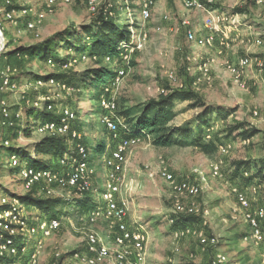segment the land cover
Listing matches in <instances>:
<instances>
[{
	"label": "rangeland",
	"instance_id": "obj_1",
	"mask_svg": "<svg viewBox=\"0 0 264 264\" xmlns=\"http://www.w3.org/2000/svg\"><path fill=\"white\" fill-rule=\"evenodd\" d=\"M5 2L6 0H0V7H4ZM45 2L46 0H23L14 7L19 9L25 6L31 9L29 13L33 18L44 13ZM213 7H219V10L228 16L234 13L240 14L238 16L240 23L237 24L239 36L236 37L237 32L232 31L231 38L235 40H231L229 46L216 43L213 46L199 47L188 42L186 36L189 29L199 36H206L209 33L203 27L207 13L187 9L183 0L182 4L178 3L176 9H170L163 0L159 4L156 0L153 16L145 23L141 15V0H101L99 12L106 14L113 12L117 21L122 23L134 21L131 33L134 29L136 36L143 42L141 48L129 53L127 76L115 89L119 111L127 107L139 106L149 98L158 97L163 89L169 91L190 86L207 104L219 105L231 111L224 120L217 119L214 113L208 116L212 120L210 127L213 129L212 137L207 140L213 139L217 145V148L209 154L195 146L177 144L166 147L155 146L150 137H144L143 143L128 151L126 169L120 174L121 190L116 199L127 202L128 215L142 222L149 237L156 238L153 241L156 249L158 246L163 249L161 258H155L154 253L151 259L147 255L148 264H209L217 253L226 255L227 261L224 264H256L252 260L257 257V249L264 247V245H256L253 238L246 239L251 227L245 218L247 212H254L264 206V178L256 177L247 183L245 178L236 174L234 165L239 160L256 163L264 159V69L254 68L247 71L241 82H237L228 70L231 63H236L246 55L258 56L264 62V7H257L251 3L248 6L249 11L241 12L238 9H245L247 4L245 1L238 3L236 0H216ZM8 9L10 10L11 7ZM164 13H169L172 18L168 23L163 19ZM179 13H184V16L190 19L189 26L184 27L180 24V29H177L179 25L175 26V24L179 22ZM96 16L97 14H91L80 0L58 3L52 13L44 15L37 37L35 33L26 29L25 18H18L19 14H15V20L0 15L6 43V49L0 58V69L7 60H11L8 53L14 48L39 43L66 27H76L80 30L83 26L92 23ZM158 27L162 29L158 30ZM255 37L262 38L263 43L260 46L249 43V40ZM71 54H74V51L66 47L59 51L63 59L72 57ZM120 60L115 58L111 65L105 62L103 64L109 65L114 70V63H120ZM12 61L15 62L14 59ZM94 62L87 60L73 63L68 67H52L44 61L25 58L19 66L17 64L15 67L12 64L11 66L17 70L13 78L24 81L22 83L24 85L25 81H32L38 76L51 73L65 74L68 80L76 81ZM171 72L177 75V81L169 78ZM74 87L76 90L72 92L50 85H45L37 91L33 90V87L22 88L26 89L30 96L50 97L57 107L71 106L80 102L78 114L84 124L81 139L93 146L89 157L90 167L93 169L90 178L92 188L96 189L95 200H100L108 182L105 159L114 148L116 141L101 121L104 114L102 96L99 98L94 90L85 92ZM4 96L12 110L24 106L19 93L8 92ZM31 109V107L23 108L25 121ZM173 109L176 117L170 125L176 127L186 125L191 130L196 129L201 108L192 107L189 101H176ZM91 121L95 123L93 127H90ZM237 123H243L244 127L230 133L229 127ZM246 130H256V134L246 137L243 134ZM1 131L0 194L3 196H11V193L24 194L27 190L19 179L17 168L11 165V156L14 152L11 147L4 144V139L11 137L12 132L9 128H3ZM41 136L36 127H31L29 135L19 134L10 140L13 145L22 147L32 145ZM101 141H105L107 153L101 160L96 161L98 145ZM225 143L231 144V148L228 154L223 155L219 151V145ZM76 144L71 137L69 149L74 151ZM31 154L34 155V151ZM19 159L26 162L28 157L19 156ZM218 161H222L221 177H215L212 173V164ZM161 162L177 178L188 179L201 186L200 193L196 197L184 200L187 204L196 205L198 210L195 216L199 220L191 226V232L181 238L174 237L169 221L174 214L173 189L163 176L149 175L148 167ZM135 170L139 176H136ZM255 171L256 167L253 164L249 172L252 175ZM253 185L257 187L256 192L251 190ZM235 188L248 194L251 202L249 210L239 208L234 193ZM57 195L70 200L79 193L75 189H67L57 190ZM103 199L104 204L96 211H102L106 206V200L104 197ZM20 207L23 216L39 228V218L46 215H42L33 206L24 204ZM70 211L60 215V228L49 236L36 234L31 239L28 238L23 254V257L27 256L25 261L37 251V264H81L78 255L87 252L86 236L90 230H95L105 241L111 242L109 223L102 216H99L95 223L90 224L82 215L72 214V209ZM201 233L209 237H217L219 239L217 246H203L199 236ZM159 234L162 236L156 237ZM39 240H42L41 247H38ZM244 248L253 251L252 257L247 261L239 260L241 252L238 251ZM168 256L173 260L169 261ZM24 260L21 259L20 263Z\"/></svg>",
	"mask_w": 264,
	"mask_h": 264
},
{
	"label": "built area",
	"instance_id": "obj_2",
	"mask_svg": "<svg viewBox=\"0 0 264 264\" xmlns=\"http://www.w3.org/2000/svg\"><path fill=\"white\" fill-rule=\"evenodd\" d=\"M23 0H6L5 6L0 7V15L6 16L9 20H15V14H19L18 18H25V27L27 30L35 33L39 37L38 28L43 22L45 14L52 13L58 3H71L72 0H46L44 13L37 17L31 18V12L27 7L22 6L16 9L19 2ZM86 3L88 11L95 15L99 12L101 0H83ZM242 3L245 0H236ZM216 0H183L184 6L189 10H199L207 13L204 20L203 27L209 31L206 36H198L195 31L189 29L187 31V40L195 46H213L217 42L220 45L229 46V42L234 41L230 34L222 32V25L230 27V32L236 31V37L239 36L237 31V24L240 23L239 13H234L228 16L225 12L220 11L219 7H213ZM142 9L141 15L143 23L149 21L154 13L156 7V0H141ZM254 5L257 7H264V0H254ZM11 9L9 10L8 8ZM131 16V13H128ZM110 17L115 16V13L107 14ZM27 17V18H26ZM29 17V18H28ZM134 23V21L132 22ZM184 27L189 26L187 20L182 21ZM161 30V27L157 28ZM180 29V26L177 27ZM176 29V30H177ZM251 45L260 46L263 41L261 37H255L249 40ZM142 39L136 36L135 30L131 33L129 42H123L120 45V63H114L116 72L115 78L110 86L106 88L102 95V108L104 114L101 118L103 125L113 136L115 146L110 152V155L105 159V166L108 172V182L103 197L106 200V206L102 211H96L89 214H84L82 217L90 224L97 221L99 216H102L108 221L111 229V242H107L95 230H90L86 236V253L78 255V261L81 264H148L147 261V243L149 236L147 231L142 226H134L128 219V204L126 201H118L116 196L121 190L120 174L126 169L128 161V151L135 146L144 142L142 136H128V127L125 124L124 118L119 114L118 103L116 100L115 89L118 88L122 80L127 76L128 55L130 52L142 47ZM6 49L5 35L0 23V58L2 52ZM68 58L67 61H57L53 58L46 63L52 67H68L73 63L79 61H99L101 57L98 55L82 54L79 57ZM115 58L105 56L103 62L110 64ZM264 69V62L258 56L246 55L241 57L236 63H231L228 66L230 74L237 82H241L245 73L252 69ZM207 69H205V72ZM17 72L11 65H6L0 69V138L2 137L1 129L9 128L14 125L15 120L24 119L23 108L31 107L32 109H40L55 112L58 115L57 120L46 121L40 123L36 130L38 133L44 135H70L72 139L80 140L82 135L76 130H71L73 120L76 119V111L68 105H61L60 107L45 96H30L28 91L22 87H33L37 91L45 85L60 87L67 92L75 91L76 88L66 82L56 80L55 78L43 79L34 78L32 81H18L13 78ZM169 78L172 81H177V75L173 72L169 73ZM170 91V90H169ZM169 91L162 90L160 94H165ZM8 92L19 93L21 102L24 106L12 110L8 104L5 94ZM257 114V112H255ZM223 122V121H222ZM213 127L207 130L206 138H211ZM4 144L11 147L13 144L10 139H4ZM231 144L225 143L219 145V151L226 155L230 151ZM35 155V154H34ZM33 155V156H34ZM90 154L87 148L82 143H77L74 151H69L60 161L62 170L51 167L38 168L28 165L19 159V154L14 152L11 156V165L18 170V176L23 183L26 190L38 187L46 196H58L57 190L75 189L79 194L92 190L91 175L93 169L90 167L88 161ZM221 164L218 161L212 164V173L215 177H221ZM150 176L159 174L163 176L169 183L174 192V214L173 215H195L197 207L194 203H186L187 198L196 197L201 190V186L188 179H179L171 172L163 163L150 165ZM197 171V170H196ZM244 176H249V172H244ZM1 189V187H0ZM96 190V189H94ZM253 192L257 191V187H251ZM235 196L240 205V209L249 210L251 202L248 194L240 189H234ZM17 202V203H16ZM9 205L8 208H1L0 210V259L3 257H18L20 259L14 261L12 264L20 263L24 251L26 249V241L37 235L44 237L49 236L53 231L61 226V219L56 217L49 219L46 216L40 219L39 228L35 227L22 214L24 205L14 196H3L0 194V207ZM246 221L251 227L252 238L256 245H264V228L262 222L264 220V206L258 208L254 212H247L245 214ZM171 223L174 222L173 216L169 219ZM191 232V225L181 227L174 230V237L181 238ZM200 242L203 246H217L219 239L217 237H209L200 234ZM42 240H39L38 247H41ZM112 244V245H111ZM227 257L223 253H217L209 264H224ZM26 264H37V251L30 255ZM258 264H264V255Z\"/></svg>",
	"mask_w": 264,
	"mask_h": 264
},
{
	"label": "trees",
	"instance_id": "obj_3",
	"mask_svg": "<svg viewBox=\"0 0 264 264\" xmlns=\"http://www.w3.org/2000/svg\"><path fill=\"white\" fill-rule=\"evenodd\" d=\"M80 1L86 6L83 0ZM245 2L247 7L245 9H238L241 12L249 11L248 6L251 3L254 4V0H245ZM133 26L134 23H122L117 21L114 16L110 17L104 12H99L92 23L83 26L80 30L76 27H66L39 43L14 48L8 53L11 60L6 59V64L3 67L8 64H12L14 67L16 64L19 66L25 58L39 62H47L51 58L57 61H66L67 59H63L59 55L60 49L65 47L68 50L74 51L75 57H79L82 54L98 55L101 59L95 61L90 67L85 69L76 81L68 80L66 75L61 73H51L36 78H55L56 80L76 86L77 89L80 88V90H84L85 92L94 90L96 92L95 94L99 95L100 98L105 93L106 88L112 84L116 75V72L109 65L103 64V58L105 56H111L120 59V45L123 42L130 41L131 27ZM13 59L15 62L12 61ZM103 78H105L104 81ZM79 100L81 101L82 98ZM176 101H189L192 107L202 109L200 112V120L195 130L189 129L186 125L180 127L170 125L171 121L176 117L173 109V104ZM79 103L71 105L77 114L76 119L72 122L71 130H76L81 133L84 124L80 121V114H78ZM213 113L217 115V119L224 120L228 118L231 111L219 105L207 104L202 96L191 86L185 89H170L165 94L147 99L139 106L127 107L119 111V114L124 118L125 124L128 127V136L150 137L155 146L166 147L175 144L195 146L206 154H209V152L217 148L213 139L207 140L206 138L207 130L212 122L208 116ZM57 119L58 115L55 112L31 109L26 121L24 119L15 120L14 125L9 127L12 135L7 138H15L19 134L29 135L31 127L37 128L40 123ZM94 125V121H91L90 127ZM243 127V123H237L236 125L230 126L229 131L233 133ZM243 134L246 137L252 136L256 134V130H246ZM70 138V135L44 134L32 143V145L22 147L12 145L11 149L21 157H28L26 162L30 166L38 168L51 167L62 170L63 167L60 165V161L70 151ZM73 141L82 143L87 148V152L89 154L92 153L93 146L91 144L88 145L86 140L73 139ZM106 147L105 141L99 143L96 161L101 160L107 153ZM32 151H34V156L31 154ZM253 164H255L256 171L251 175L249 171L252 169ZM234 165L236 174H240L245 178L247 183L256 177L264 178V159L256 163L239 160ZM244 172H249V176H244ZM10 195L19 199L22 204L33 206L49 219L59 218L61 214L71 212V209L73 210L72 214H89L104 204L103 196L100 200H95L94 189L80 193L77 197L70 200H66L60 196H46L38 187L27 190L24 194L17 195L11 193ZM8 207L9 205H4L0 209ZM172 216L174 218V222L171 223L173 230L188 225L192 226L199 220L195 215L180 214ZM262 225L264 228V220ZM26 258L27 256H22L23 260ZM18 259H20V256L3 257L0 259V264H12ZM26 261L24 260L23 264H26Z\"/></svg>",
	"mask_w": 264,
	"mask_h": 264
},
{
	"label": "crops",
	"instance_id": "obj_4",
	"mask_svg": "<svg viewBox=\"0 0 264 264\" xmlns=\"http://www.w3.org/2000/svg\"><path fill=\"white\" fill-rule=\"evenodd\" d=\"M162 0H158V4H159V2H161ZM164 2H166L167 3V5H168V7L171 9H176V7H178V3L179 4H182V0H163ZM158 7V6H157ZM197 11H199V10H197ZM200 12H203V11H199V13ZM182 15H183V17H182ZM179 24L177 23V24H175V26H177V25H179L180 26V24H182V21L183 20H187L188 22H189V24L191 23V21H190V19L188 18V17H185L184 16V13H179ZM163 19L165 20V22H167L168 23V21L169 20H171L172 18H171V16H170V14L169 13H164V15H163ZM230 27H226V25L225 24H223L222 25V32H226L227 34H230V36L233 34L232 32H230ZM199 36V35H198ZM217 45H220V43H218L217 42ZM115 146V145H114ZM135 173H136V176H139V173L138 172H136V170L134 171ZM128 219H129V222L132 224V225H134V226H142L143 227V224H142V222L141 221H139L138 219H136L135 217H133V216H130V215H128ZM173 231V232H172ZM171 232L173 233V235H174V230H172ZM251 235H252V231H250V232H248V235L245 237L246 239H248V238H252L251 237ZM148 236H149V234H148ZM159 236H162V234H159L158 236H156V237H159ZM156 238H154V239H152L151 237H149V240H148V243H147V255H148V258H150L151 259V256L153 255V253H154V255H155V258H161V253H162V251H163V249H161V246H158L157 247V249H156V247H154V246H156L154 243H153V241L155 240ZM153 248H155V250H152ZM257 248V247H256ZM255 248V249H256ZM175 250H179V249H175ZM257 257H255V259H253L252 261H255V263L256 264H258L260 261H261V257H262V254H263V252H264V247H261V248H259V249H257ZM238 252H241L240 253V256H241V258L239 259V260H243V261H247V259L248 258H251L252 257V252L253 251H250V249H246V248H244V249H240ZM256 252V251H255ZM259 254V255H258ZM169 261H172L173 259H172V257H170V256H168V258H167ZM247 263V262H246Z\"/></svg>",
	"mask_w": 264,
	"mask_h": 264
}]
</instances>
